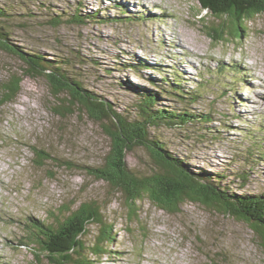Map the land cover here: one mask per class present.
I'll return each mask as SVG.
<instances>
[{"label": "rangeland", "instance_id": "rangeland-1", "mask_svg": "<svg viewBox=\"0 0 264 264\" xmlns=\"http://www.w3.org/2000/svg\"><path fill=\"white\" fill-rule=\"evenodd\" d=\"M0 7L10 12L7 45L41 55L48 68L70 60L65 71L118 113L137 116L138 94L171 88L167 81L177 84L180 73L182 88L204 93L191 111H211L214 121L163 125L151 129V136L193 173L218 175L221 180H214L223 190L264 191V159L254 154L264 147V14L244 26L241 41L218 44L206 35L200 17L217 25L222 21L198 0H0ZM77 8L88 19L66 21ZM58 16L61 25L52 21ZM145 62L141 70L129 68ZM27 71L19 56L0 48V91L13 77L21 79L16 101L0 108L1 264H50L47 253L30 242L33 219L52 223L56 214L63 220L68 208L90 201L99 202L118 236L112 253L98 264H215L213 259L264 264L262 239L249 223L216 206L186 201L173 214L146 198L138 204L140 221L131 223L122 194L90 171L103 164L111 147L102 124L77 103L71 105L68 93L55 91L47 72ZM177 101L162 96L158 106L181 109ZM65 104L71 105L66 117L55 114L54 108ZM32 147L53 160L37 167ZM247 150L255 164L246 160ZM128 165L140 175L159 170L143 147L128 152ZM242 170L250 173L247 183L237 176ZM90 230L92 239L99 228Z\"/></svg>", "mask_w": 264, "mask_h": 264}, {"label": "trees", "instance_id": "trees-1", "mask_svg": "<svg viewBox=\"0 0 264 264\" xmlns=\"http://www.w3.org/2000/svg\"><path fill=\"white\" fill-rule=\"evenodd\" d=\"M198 1L204 11L222 21L218 25L214 22H208V24L204 16L200 17V22L205 26L206 35L218 44L241 41L246 31L244 26L264 14V0ZM79 12L77 8V14L66 21L80 24L84 22L83 18L88 19V17H82ZM7 17H10V12L0 7V48L19 56L27 65L28 73L43 75L47 72L44 75L47 76L55 91L68 93L73 99L72 103L75 102L83 107L90 118L102 124L111 140V147L103 164L90 168V171L94 177L106 182L112 189L122 194L128 211L127 217L131 223L140 221L138 204L146 198L160 209L173 214L179 213L180 207L186 201L201 202L207 206H216L224 213L249 223L262 239L264 248V191L249 195L232 193L229 188L223 190L220 188V181L214 180H221L218 175L214 177L213 174L193 173L183 160L175 158L167 151L166 143L151 136V129L160 128L163 125L182 128L191 124L206 126L213 123L211 111L198 114L190 109L192 104H201L203 90L197 88L195 92L186 91L181 87L180 73H176L174 81L177 84L167 81L168 87L171 88H162L159 85L160 92L144 89L141 94H138L141 97L137 103V116L118 113L108 103L95 98L94 93L86 91L78 77H72L67 73L68 71H65V68L68 69V66L72 64L70 60L56 61L57 65L62 61V65L60 67L52 65L48 68L45 58L41 55L26 54L18 47L13 49L7 45L6 40L11 34ZM94 17L96 16H92L91 20H94ZM52 21L56 25L64 23L59 16ZM82 61L81 59L80 62ZM146 66H148L146 62L135 63L129 65V68L141 70ZM209 72L210 75H215L214 71ZM220 73L223 74V71ZM228 86H230L229 83H225L223 87ZM20 92L21 79L13 77L1 88L0 108L15 102ZM170 95L178 98L177 102L181 104V109L159 108V99ZM72 103L70 104L75 105ZM71 105H58L54 108V112L66 117ZM214 137L217 138L219 135L215 134ZM136 147H143L148 151L159 167L158 171L151 175H140L129 168L128 152ZM32 150L37 167H43L46 161L53 160L52 156L44 150L37 147H32ZM247 152L250 157L246 160L255 164L256 160H251V150ZM254 154L256 158L264 159V147L259 148V152ZM249 174L242 170L237 176L242 182L247 183ZM52 215L54 217L52 223L33 219L36 223L32 226L30 236V242L38 245L42 252L47 253L50 264H98L112 253L110 250L117 243L118 236L115 234L114 224H109L104 216L99 202L82 203L74 211L68 208L63 220L56 214ZM92 226L98 227L99 230L90 239ZM34 251L36 257L40 258L37 250ZM212 262L217 264V259H213Z\"/></svg>", "mask_w": 264, "mask_h": 264}, {"label": "bare ground", "instance_id": "bare-ground-1", "mask_svg": "<svg viewBox=\"0 0 264 264\" xmlns=\"http://www.w3.org/2000/svg\"><path fill=\"white\" fill-rule=\"evenodd\" d=\"M128 4H129V2H128ZM135 7H136V6H135ZM169 40H170V39H169ZM178 41H179V40H178ZM178 41H177V42H178ZM169 42H170V41H169ZM178 43H179V42H178ZM171 46H172L173 48H175L172 44H171Z\"/></svg>", "mask_w": 264, "mask_h": 264}, {"label": "water", "instance_id": "water-1", "mask_svg": "<svg viewBox=\"0 0 264 264\" xmlns=\"http://www.w3.org/2000/svg\"><path fill=\"white\" fill-rule=\"evenodd\" d=\"M226 214V213H225ZM227 215H230V214H227Z\"/></svg>", "mask_w": 264, "mask_h": 264}]
</instances>
